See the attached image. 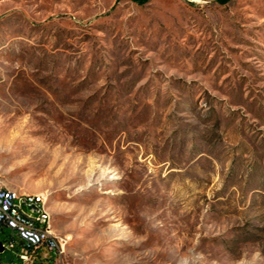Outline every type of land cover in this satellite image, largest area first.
Instances as JSON below:
<instances>
[{
	"label": "rangeland",
	"instance_id": "374dc122",
	"mask_svg": "<svg viewBox=\"0 0 264 264\" xmlns=\"http://www.w3.org/2000/svg\"><path fill=\"white\" fill-rule=\"evenodd\" d=\"M0 187L46 264H264V0H0Z\"/></svg>",
	"mask_w": 264,
	"mask_h": 264
},
{
	"label": "built area",
	"instance_id": "2783aa9c",
	"mask_svg": "<svg viewBox=\"0 0 264 264\" xmlns=\"http://www.w3.org/2000/svg\"><path fill=\"white\" fill-rule=\"evenodd\" d=\"M41 197L6 195L0 187V231L9 230L8 238L0 241L18 257L11 264H42L64 252L67 237L47 230V216L40 211Z\"/></svg>",
	"mask_w": 264,
	"mask_h": 264
},
{
	"label": "bare ground",
	"instance_id": "6f19581e",
	"mask_svg": "<svg viewBox=\"0 0 264 264\" xmlns=\"http://www.w3.org/2000/svg\"><path fill=\"white\" fill-rule=\"evenodd\" d=\"M4 192L6 195H14V196H28L29 198H37L39 196H42L40 199V211L44 213L47 216V230L50 232H55V234H59L53 227V222H52V215L49 210V207L47 205V198L48 195L45 192H21L16 189H10V188H4ZM66 241H64V251H65V246H66Z\"/></svg>",
	"mask_w": 264,
	"mask_h": 264
},
{
	"label": "crops",
	"instance_id": "0c3cea01",
	"mask_svg": "<svg viewBox=\"0 0 264 264\" xmlns=\"http://www.w3.org/2000/svg\"><path fill=\"white\" fill-rule=\"evenodd\" d=\"M14 261H18V260H14ZM14 261H10L9 263H5V262H3V261L1 260V258H0V264H11V263L14 262ZM48 262H50V259L45 260L42 264H46V263H48Z\"/></svg>",
	"mask_w": 264,
	"mask_h": 264
},
{
	"label": "trees",
	"instance_id": "16d2710c",
	"mask_svg": "<svg viewBox=\"0 0 264 264\" xmlns=\"http://www.w3.org/2000/svg\"><path fill=\"white\" fill-rule=\"evenodd\" d=\"M136 2H138V3H145V2H147V0H135ZM223 1H227V0H223Z\"/></svg>",
	"mask_w": 264,
	"mask_h": 264
},
{
	"label": "water",
	"instance_id": "95a60500",
	"mask_svg": "<svg viewBox=\"0 0 264 264\" xmlns=\"http://www.w3.org/2000/svg\"><path fill=\"white\" fill-rule=\"evenodd\" d=\"M4 250V247L2 246V243L0 241V252H2Z\"/></svg>",
	"mask_w": 264,
	"mask_h": 264
}]
</instances>
